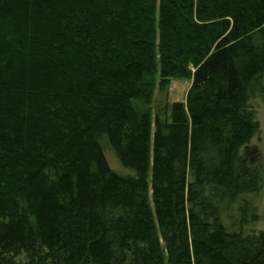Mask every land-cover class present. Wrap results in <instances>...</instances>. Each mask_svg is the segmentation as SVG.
Segmentation results:
<instances>
[{
	"label": "trees",
	"instance_id": "trees-1",
	"mask_svg": "<svg viewBox=\"0 0 264 264\" xmlns=\"http://www.w3.org/2000/svg\"><path fill=\"white\" fill-rule=\"evenodd\" d=\"M254 90L264 0H0V264H264Z\"/></svg>",
	"mask_w": 264,
	"mask_h": 264
},
{
	"label": "rangeland",
	"instance_id": "rangeland-1",
	"mask_svg": "<svg viewBox=\"0 0 264 264\" xmlns=\"http://www.w3.org/2000/svg\"><path fill=\"white\" fill-rule=\"evenodd\" d=\"M188 79L172 78L169 80L166 90L159 91L154 90L151 109L152 111L158 104L171 101H184L185 93L189 85ZM250 108L254 112L255 119L258 122V133L251 138V140L241 149L243 154L248 151H255L257 154V162L260 167V178L261 183L258 191L254 194H250L246 198L250 204L254 207L256 213V220L254 222L245 225L244 231H263L264 232V102L260 98L257 90H254L253 94L248 100ZM103 153L108 166L118 173H131L130 169L123 168L117 162L112 151L107 147L103 146ZM226 223L230 224L236 220V205L230 206L226 211ZM234 223V222H233Z\"/></svg>",
	"mask_w": 264,
	"mask_h": 264
}]
</instances>
